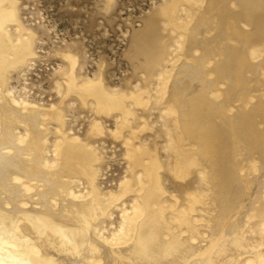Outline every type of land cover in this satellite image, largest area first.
I'll list each match as a JSON object with an SVG mask.
<instances>
[{
  "label": "bare ground",
  "instance_id": "6f19581e",
  "mask_svg": "<svg viewBox=\"0 0 264 264\" xmlns=\"http://www.w3.org/2000/svg\"><path fill=\"white\" fill-rule=\"evenodd\" d=\"M161 30L168 34L158 40ZM171 42L182 61L155 97L175 119L168 163L141 143L151 129L137 114L152 102L147 87L113 93L101 71L80 81L79 57L59 54L67 66L63 98L99 118L90 137L103 136L102 118L113 116L120 121L113 136L131 135L132 180L105 194L100 158L66 134L62 107L24 105L8 89L11 73L36 56V34L20 21L17 0H0V264H237L248 255L241 263L264 264V0H170L132 35L145 82ZM47 121L62 137L54 162L43 157ZM81 181L87 195L72 189ZM129 195L140 214L135 236L113 248L93 236L94 224ZM246 233L259 236L255 248Z\"/></svg>",
  "mask_w": 264,
  "mask_h": 264
},
{
  "label": "rangeland",
  "instance_id": "374dc122",
  "mask_svg": "<svg viewBox=\"0 0 264 264\" xmlns=\"http://www.w3.org/2000/svg\"><path fill=\"white\" fill-rule=\"evenodd\" d=\"M17 1L20 21L36 34V56L11 73L8 89L13 97L24 105L31 104L44 108L61 106L65 116L66 134L70 138H79L92 145L100 158V163L96 165L99 169V188L105 194L117 192L132 180L131 151L128 146L131 135L126 130L122 138L116 139L113 136L120 123L119 118L113 116L109 119L102 118L105 128L103 136L90 137L93 121L99 118L90 108L82 107L75 98L65 99L61 93L66 85L64 71L67 66L59 54L63 51L72 52L79 57L77 74L80 81L94 80L101 71L105 86L113 93H139L147 87L153 96L152 102L145 114L140 109L137 110V114L147 119L151 129L141 135V143L153 151L157 147L162 161L168 163L175 142L173 134L175 119L163 115L166 107L157 106L155 97L160 86L163 87V83L170 79L177 64L182 61V56L180 51L178 50L179 53L177 51L179 49L177 45L171 42L166 50L168 54L166 61L155 69L154 78L145 82V73L139 68V65L144 63V57L133 59L131 50L133 33L142 30L146 21L159 13L170 0ZM176 15L179 21L185 18L182 7ZM159 18L158 24L162 28L163 24ZM160 32L161 37L158 40L168 34L167 30ZM136 126L140 128L142 122L138 120ZM46 128L43 157L54 162L57 161L55 146L62 144V137L57 132L56 123L47 121ZM18 134H26L23 127L18 129ZM195 181L197 182L198 178ZM166 184L173 191L171 182L167 181ZM200 187L206 189L204 185ZM72 189L77 195H87L89 191L85 181L77 183ZM177 193L174 195H178ZM133 198V195L127 196L111 210V217L108 215L94 224L93 236L97 240H107V243L111 241L108 244L113 248L133 242L134 223L140 217L136 209L137 202ZM246 237L250 246L255 248L258 245V235L246 233ZM120 238L125 240L122 241ZM90 257L93 256L90 255L88 258ZM58 258L65 260V256L62 258L60 254ZM245 258L248 259L249 255L241 257L237 264H243L241 262L245 261Z\"/></svg>",
  "mask_w": 264,
  "mask_h": 264
}]
</instances>
